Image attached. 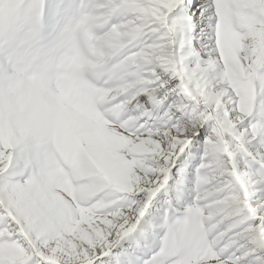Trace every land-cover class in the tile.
<instances>
[{
	"label": "bare ground",
	"instance_id": "1",
	"mask_svg": "<svg viewBox=\"0 0 264 264\" xmlns=\"http://www.w3.org/2000/svg\"><path fill=\"white\" fill-rule=\"evenodd\" d=\"M139 1L131 11V4L114 10L118 0H94L87 18L93 47L88 49L81 40L83 33L74 31L73 40L79 41L66 48L72 54L50 55L55 65L78 66L74 81H68L66 74L60 85H66L60 90H67L70 99L60 95L42 72L35 74L30 60L24 67L14 65L20 67L19 79L30 74L23 82L54 123L47 134L68 149L73 219L63 205L56 203L51 210L47 202L56 193L69 194L67 182L52 179L64 172L56 163L46 162L37 174L39 190L28 181L1 188L0 209L10 217L0 212L6 218L4 228L0 217V264H142L161 248L165 236L171 242L186 241L190 234L200 241L207 235L215 256L223 258L219 264H264V159L249 144L251 137L244 129L249 119L240 112L242 96L227 88L231 69L242 67L253 50L264 53V20L260 26L248 14L251 0H186V10L183 3L178 9L181 22L166 26L161 19L143 15ZM47 40L45 48L51 52L63 41ZM44 59L45 55L38 61L41 70L47 63ZM207 91V101H200ZM39 92L42 96L35 98ZM221 110L217 122L237 126L252 160L256 158L253 162L237 155V143L223 161L231 164L230 169L214 157L215 151L223 155V149L215 146L220 135L211 116ZM15 122L20 129L9 132L12 142L30 135L42 121ZM205 124L203 140L194 138L190 144L197 127ZM179 125L189 131L178 130ZM17 131L21 136L11 137ZM61 131L67 144L59 136ZM123 145L132 156L125 155ZM28 155L48 154L35 150ZM9 158L0 154V171L8 164L1 161ZM172 167H176L174 174ZM73 175L82 181L73 180ZM230 175L241 185L238 191ZM75 195L80 196L78 204ZM200 201V220L189 218L191 206ZM188 222L193 223L190 228ZM29 224L34 238L37 231L44 237L43 255L36 254L33 261L19 233ZM12 236L21 243L10 244ZM32 245L30 240L31 250ZM205 246L199 251L189 247L175 264H196L198 253L212 249Z\"/></svg>",
	"mask_w": 264,
	"mask_h": 264
},
{
	"label": "rangeland",
	"instance_id": "2",
	"mask_svg": "<svg viewBox=\"0 0 264 264\" xmlns=\"http://www.w3.org/2000/svg\"><path fill=\"white\" fill-rule=\"evenodd\" d=\"M91 2L93 3L94 0H0V54L2 53L0 55V87L3 88L2 92H0V154L5 153L10 156L8 161H1V164L4 162H8V164L0 171V199L2 198L1 188L7 189L15 184L21 183L22 181L30 182L34 189L39 190V184H37L36 178L41 177L37 176V174L43 171L46 162L51 164L56 163L61 168L62 172H64L53 176L52 179L54 181L60 180L67 182V190L69 194L56 193L57 196L53 195L54 197L52 196L51 198H48L47 202L51 204V210L56 208V203L63 205L62 209L65 212H72L70 215L72 219L73 192L71 191V188L73 187V182L70 183L68 181L70 180L71 172H73V166L69 161L70 155L68 154V149L65 148L66 146L58 145L55 141L56 138L47 134L48 127L51 128L54 123H50L49 113L35 104V101L31 97L30 85L28 84L27 86V84L23 82V79L30 74H21L22 78L19 79L16 72L20 69V67L18 68V65L24 67L25 65H22L26 63V60H30L27 62L32 63L37 71L35 74L40 75L42 72L45 77L52 81L55 87L57 86L55 89L60 95L67 100L70 99L71 96H69V92H66L67 90H60L64 89L66 85L63 88H60V85L65 83V80L62 77L66 74V79L68 81H74L75 72L78 69V66L72 65L70 62H67L64 66L55 65L52 60L53 57L50 55L53 53L61 55L65 53L66 55L72 54V52L66 50V48L72 46L75 40L77 43L79 41V39L73 40L74 31L83 33L84 37L81 40L88 45V49L93 47L92 45L95 38L93 36V31L89 28V20L87 19ZM135 3H138V0H118L115 4L114 10H118L120 7L131 4L130 9L133 11ZM139 3L144 8V11H142L143 15L149 18L161 19L165 25L167 24L166 26L174 25L175 27V21L179 23L181 22V19L178 18L180 17V11H178L180 4L183 3L185 10L187 8L186 0H170V2H165L164 0H140ZM249 5L248 14L252 16L254 21L259 22V25L261 26L262 21L264 20V0H251V4ZM133 13L136 14V12ZM79 22H81V24ZM254 25L255 23L253 22V28ZM68 35H70V37H68ZM50 37H57L63 40L57 45L58 49L52 52L47 51V48H45L49 43L47 39ZM56 51L57 53H55ZM18 52H22L23 56L18 55ZM44 55V60H46L47 63H43L42 69L45 71L41 70V64L38 66V61L41 60ZM248 55L249 56L245 58L242 67L240 64L239 68L235 67L236 69H231L229 72L228 76L231 85H228L227 88L242 96L240 104L242 110L240 112L246 115L249 119L247 126L244 127V129H247L251 137L249 144H253L259 149V152L264 159V53L258 52L256 49L255 51H251ZM21 56L22 58H19ZM3 62L8 65H5ZM15 64L18 65L14 66ZM181 67L185 68V65ZM25 68L28 69L29 72V67L27 66ZM72 72L73 75H71ZM183 75H185V73H183ZM6 92L8 93L6 94ZM40 94L41 92H39L35 98H39ZM208 97L209 92L207 91L200 101L206 102ZM152 111L153 110H151V112ZM222 112L223 110L217 111L211 116V119L216 123V128H218L216 129V134L220 135L217 136L215 134L218 137V141L216 143V141L213 140V143H216L215 146L218 145L223 149V155H221L220 152L215 151L214 157L220 162L222 161L221 165H224L222 166L224 169H230L231 164H228V162L223 163V161L229 157L227 152L230 147L237 143V145H234V147L237 146V153H239L237 155H240L243 160L245 158L250 160L251 158V161L253 162L256 158L252 160V152L249 151L246 145L241 141L239 133L236 130L237 126H226L217 122V119ZM153 113L154 112L150 113V116L153 115ZM18 120L27 123H31L32 120H41L42 122H38L41 124H39L34 131L30 132V135L29 133H26L27 136L25 138L22 137L21 139H15L13 142L9 141L7 136L14 127H17L15 121ZM83 129L86 130V127ZM177 129H184L186 130V133L189 131V128L186 129V127L182 125H179ZM205 129L208 130L206 124L202 128L197 127V132L195 136H193V140L190 141V144H193L195 141L194 138H197V141H202V135L204 134ZM62 133L63 131L59 132V136L67 144L68 140L64 139ZM17 135L21 136L18 131L16 133H11V137L13 138H16ZM71 136H73V133H71ZM212 138H214L213 135ZM37 147L40 148L38 149ZM3 148H8L9 151L4 152ZM124 148L125 155H133L128 154L129 149L127 148V145H125ZM186 149L187 151L189 150V148ZM35 150H41V152L44 154L47 153L48 155L36 158L29 157L30 155L28 154H31ZM49 154L52 155L55 161ZM256 163L258 164V162ZM175 170L176 167H172L170 173L174 174ZM230 178L232 180V187L235 188L236 186L238 191L241 185L238 184L237 178L234 175H230ZM74 179L75 177L73 175V180ZM75 180L82 181L81 179ZM41 186H43V184ZM79 199L80 196L75 195L74 202L78 204ZM80 203L91 206V203L87 201L80 200ZM201 203L202 201L197 204L195 203L193 205L194 208L191 206V209L187 214L189 218L193 217L200 220L202 213L200 214L197 210L203 209L201 208ZM80 209L82 208L80 207ZM55 211L53 213H55ZM0 212H3L10 217L8 212H5L2 209H0ZM4 214L0 217L2 219V227L6 228V218ZM192 224V222H188L186 228H190ZM31 226L33 225L29 224L28 226H24L23 230H20L19 233L25 237L27 243L22 247H24L25 251L31 254L30 261H33L34 258H37L36 254L43 255L41 250L44 249V237L43 235H40L39 231H37L39 235L34 238L30 234ZM169 233L172 234V231H169ZM165 238L166 240L162 241L161 248L154 250L148 258H144L142 264H175L178 263L179 259L181 261V257H184L183 254H186L185 251L189 247H197L199 251V249L205 250V244H207V246H212L207 235L202 241L196 238L193 234L187 236L186 241L176 240L171 242L168 237L165 236ZM30 240L33 242V250L27 246ZM8 241L10 244L21 243L15 240V236H12ZM211 248L214 249L213 246ZM117 249L118 248H116V251ZM212 249L205 252V254L201 253L198 255V253L196 258H194L195 261H193L196 262V264H219L220 261H223V258L218 256V254L215 256V253L217 252L215 249L212 252ZM108 253V251H105L103 255L106 256ZM99 260L100 259H97L95 263Z\"/></svg>",
	"mask_w": 264,
	"mask_h": 264
}]
</instances>
